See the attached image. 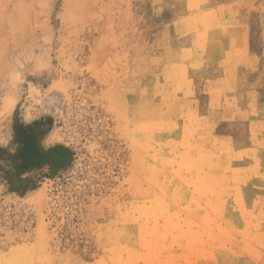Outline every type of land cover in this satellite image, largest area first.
Returning <instances> with one entry per match:
<instances>
[{
    "label": "rangeland",
    "instance_id": "1",
    "mask_svg": "<svg viewBox=\"0 0 264 264\" xmlns=\"http://www.w3.org/2000/svg\"><path fill=\"white\" fill-rule=\"evenodd\" d=\"M0 144V264H264V0H0Z\"/></svg>",
    "mask_w": 264,
    "mask_h": 264
},
{
    "label": "built area",
    "instance_id": "2",
    "mask_svg": "<svg viewBox=\"0 0 264 264\" xmlns=\"http://www.w3.org/2000/svg\"><path fill=\"white\" fill-rule=\"evenodd\" d=\"M47 109L55 115H62L64 110L62 108V100L55 94L48 95L45 99Z\"/></svg>",
    "mask_w": 264,
    "mask_h": 264
},
{
    "label": "clouds",
    "instance_id": "3",
    "mask_svg": "<svg viewBox=\"0 0 264 264\" xmlns=\"http://www.w3.org/2000/svg\"><path fill=\"white\" fill-rule=\"evenodd\" d=\"M2 146H5V145L0 144V147H2Z\"/></svg>",
    "mask_w": 264,
    "mask_h": 264
}]
</instances>
